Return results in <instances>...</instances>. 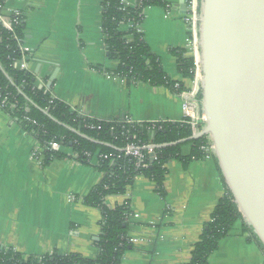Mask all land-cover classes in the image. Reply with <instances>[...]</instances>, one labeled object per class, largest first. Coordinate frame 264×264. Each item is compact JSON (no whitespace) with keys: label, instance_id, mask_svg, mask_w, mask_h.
Masks as SVG:
<instances>
[{"label":"crops","instance_id":"crops-1","mask_svg":"<svg viewBox=\"0 0 264 264\" xmlns=\"http://www.w3.org/2000/svg\"><path fill=\"white\" fill-rule=\"evenodd\" d=\"M5 12L19 11L24 22L22 50L37 84L49 82L52 95L71 110L91 118L147 123L182 119V99L165 87L130 83L114 75L118 62L108 57L101 29L107 0H0ZM132 5L135 0H122ZM167 6L143 9L142 38L173 81L187 85L175 52L186 48L182 19L186 0H164ZM188 156L190 142H181ZM38 141L0 107V247L24 255L53 251L98 255L100 211L82 203L103 173L73 158L42 166ZM67 155L69 148L63 149ZM165 197L152 181L137 177L123 195L107 197L113 208L127 202L129 236L139 237L124 253L122 264H185L202 228L226 194L215 156L165 164ZM209 264H264V253L241 221L209 256Z\"/></svg>","mask_w":264,"mask_h":264},{"label":"trees","instance_id":"trees-1","mask_svg":"<svg viewBox=\"0 0 264 264\" xmlns=\"http://www.w3.org/2000/svg\"><path fill=\"white\" fill-rule=\"evenodd\" d=\"M150 6L163 7L167 4L164 0H143L140 7H132L122 0L105 1L101 19L105 48L108 57L118 62L115 76L130 83L143 82L154 87H165L175 93L177 91L173 86L177 81L171 80L163 72L159 59L151 53L143 38L135 33L134 25L142 21L140 13ZM130 25L133 27L128 29ZM23 31V19L13 24L12 31L4 29L0 23V105L43 148L42 166L65 157L86 164L97 154L96 166L103 173V179L81 201L86 206L98 209L101 214L99 238L96 241L98 255L89 259L79 253L56 250L50 254L24 255L13 248L0 247V264H122L124 253L131 246L130 209L128 204L110 208L105 204L106 198L123 195L137 177L152 181L157 194L165 197V164L170 160L187 163L192 159H202L200 146L206 143V138L189 139L191 133L188 126L180 123L152 127L147 123L95 119L71 110L52 95L47 82L38 85L34 73L19 68V63L28 59V55L20 50ZM175 54L179 73L191 79L193 59L184 57L183 51L178 50ZM180 84L179 90L184 88V84ZM181 140L192 144L190 155L181 154L182 143H178ZM50 142L58 143L61 149H50ZM129 143L138 146L153 144L154 147L152 152L142 148L143 158L137 160L124 154L123 148ZM65 148H69L71 154L67 155L63 151ZM143 164L146 166L143 167ZM237 221L243 223L250 239L264 253L261 242L243 221L226 189L210 220L204 224L185 264H209L210 254Z\"/></svg>","mask_w":264,"mask_h":264},{"label":"water","instance_id":"water-1","mask_svg":"<svg viewBox=\"0 0 264 264\" xmlns=\"http://www.w3.org/2000/svg\"><path fill=\"white\" fill-rule=\"evenodd\" d=\"M198 41L206 127L189 139L210 136L226 188L264 249V0H200Z\"/></svg>","mask_w":264,"mask_h":264},{"label":"built area","instance_id":"built-area-1","mask_svg":"<svg viewBox=\"0 0 264 264\" xmlns=\"http://www.w3.org/2000/svg\"><path fill=\"white\" fill-rule=\"evenodd\" d=\"M143 0H135V3L128 6H141ZM199 4L200 0H186L185 8L183 13V21L187 27V40H186V48L190 53V57L193 59V67L191 69L192 77L189 80L187 85L184 84V88L179 90L181 84L180 82L174 83V90L177 91L175 94L182 99L181 102V110H182V119L175 123H180L187 125L191 137L199 135L203 133L206 127L205 116L200 106V79H201V68H200V61H199V41H198V29H199ZM140 18L143 19V14L140 13ZM20 19H22V14L19 11H11L5 12L3 9L2 3H0V23L2 27L8 31L13 30V24L17 23ZM141 22H138L134 25L135 33L138 36L142 37V30H141ZM133 27L130 25L128 29ZM20 50L22 47L20 46ZM23 51V50H22ZM20 69H27V60H23L19 63ZM179 90V91H178ZM2 104L0 107L2 108ZM82 116H86L80 114ZM88 117V116H86ZM125 123H137L131 120H123ZM166 123H173L168 120H156L147 122L152 127L158 125V127L162 126ZM201 137L206 138V143L200 146V150L202 151V157L205 159L211 158L214 155L213 145L208 134H203ZM49 148L52 150H59L61 149L58 143L50 142ZM154 145L147 144L146 146H138L134 144H127L123 150L124 154L130 157H133L137 160H141L143 158V154L141 152L142 148H147L148 151L152 152ZM97 156V154H96ZM36 158L39 161L43 159V148L39 145V148L36 152ZM146 164H143L145 167ZM127 204V202L123 203L122 205ZM130 216H128L129 219ZM139 241V237L134 235L129 236L130 243H137Z\"/></svg>","mask_w":264,"mask_h":264}]
</instances>
